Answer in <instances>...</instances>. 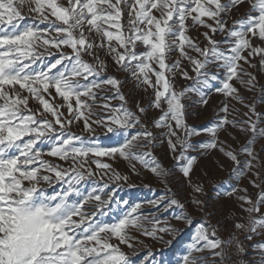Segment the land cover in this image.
<instances>
[{"label":"snow or ice","instance_id":"obj_1","mask_svg":"<svg viewBox=\"0 0 264 264\" xmlns=\"http://www.w3.org/2000/svg\"><path fill=\"white\" fill-rule=\"evenodd\" d=\"M246 4L248 12L229 23ZM257 64L264 73V0H0V264H131L121 245L139 242L133 232L170 245L164 235L181 229L142 208L178 209L172 219L190 224L184 198L169 187L123 208L129 202L114 199L119 182L128 181L114 167L121 159L131 172L138 162L165 185L179 176L187 202L207 217L175 264H264V85L250 71ZM130 79L143 93L131 106L122 92ZM177 79L193 85L178 89ZM213 90L224 97L215 124H190ZM30 99L38 101L35 109ZM79 122L92 135L72 133ZM94 126L122 142L102 146ZM240 136L245 143L238 147L228 142ZM212 155L229 172L221 183L232 186L210 203L193 176ZM97 174L107 181L93 179ZM56 185L60 190L50 192ZM113 203L119 211L107 223L101 217L114 212ZM221 228L227 239L218 236ZM254 236L260 239L246 259L244 241Z\"/></svg>","mask_w":264,"mask_h":264},{"label":"rangeland","instance_id":"obj_2","mask_svg":"<svg viewBox=\"0 0 264 264\" xmlns=\"http://www.w3.org/2000/svg\"><path fill=\"white\" fill-rule=\"evenodd\" d=\"M249 5H245L244 7L240 8L238 12H234V14L229 17V23L232 22L233 19L239 18L244 13L248 12ZM26 13V10H25ZM27 14V13H26ZM258 10H254L251 12V15L258 16ZM25 23H31V20L25 21ZM206 31V29L201 28V32ZM191 35L196 36L197 33L193 31ZM256 43L258 44L259 41L257 40ZM39 51H43V49H40ZM54 51V50H53ZM54 59V57L49 56L47 57L48 61H51ZM87 59V58H86ZM253 63L256 64L257 61L254 59ZM109 71L111 73H117L121 81L124 80L125 73L118 72L116 68H110ZM250 71L253 72L254 75H257V79L259 80V83L261 85H264V73H261L259 71V65L257 64L256 68L250 69ZM194 76L195 74L192 73ZM220 76V79L217 81H214L213 84L215 86H221V81L223 80V73H218ZM176 87L179 89L181 87H188L193 85L192 80H184V79H177L175 81ZM18 87V86H17ZM122 92L128 96L129 100V106H131V103L133 100L139 101L141 99V96L143 95L142 91L140 89H133V81L130 79L128 83L124 84L122 88ZM131 93V95H128ZM242 94L246 97H251L253 93H249L247 91L242 90ZM47 98V97H46ZM209 104L207 107L199 106L198 108L194 109L192 111V114L188 118V122L190 124H195L198 127H210L213 126L217 119V114L219 111V107L222 106L224 102V97L220 94H217L214 90L209 94ZM51 102V101H50ZM57 103H62L61 98H56ZM119 103L118 100H113L112 104L117 105ZM144 103H147V99L145 98ZM38 106V101L31 100L29 101V107L35 109ZM234 107L239 109L240 112H244L247 109L243 108L239 104H234ZM61 111L65 112L67 114L66 106L61 108ZM149 117L155 115V113L150 112ZM95 119V117H93ZM95 127V126H94ZM72 133L89 136L92 135L91 133L87 132L83 128V123H75L70 128ZM106 130L101 127H95V137L97 139V142L100 143L102 146L108 147V146H115L118 142H122V137L119 138V140L116 137H110L109 135H105ZM235 134V133H234ZM222 138H224L222 136ZM228 142L233 145V147H238L239 145L245 143V138L243 136L238 137L237 143H233L232 140L229 138ZM260 139L257 138L256 141V147L259 149L260 147ZM41 149L47 153L49 150V145H40ZM159 155L163 156V151L161 150ZM45 159L51 160L53 163L61 164L64 167H68V163L59 160V158L56 157H50L45 155ZM243 159V157H241ZM104 162L111 163V161L108 158H100ZM219 160L218 155H212L207 158H204L202 162L200 163V166L196 169V173L193 176L194 180H201L204 183V194L200 197L201 199H208L211 202H215L218 200L217 197V191H223L232 185L230 183L224 184L221 183L225 179L228 178L229 172L228 169L225 168L223 170H219L217 167V161ZM92 170L94 173H96V165L93 163L91 164ZM114 167L117 168L122 174L128 176V181L125 183L124 181H120V187H117L115 189V195L114 199L115 201H123L127 200L129 203L128 205H122L125 209H130L131 206H134L138 202L147 201V200H153L161 195H164L166 193L167 188H171L172 192L179 191L181 196L184 198V202L186 204V209L188 213H190L192 222L189 224L187 222H178L172 217L178 213V209H170L168 212H163L162 210L158 211L157 209L151 207L148 204H144L142 211L145 215L150 216H159L161 221L168 220L171 224L175 225L177 228L181 229L180 232L175 233L173 235H164V241L171 240L172 243L166 244L163 241L160 240H154L150 237L141 235L138 232H133L132 234L137 237V240L139 242L133 241V247H128L126 245H121L122 251L128 255L130 258L131 264H175L176 259L179 257L180 252L182 249H185L187 247V244L191 242V238L195 233V230L200 226L201 223H205L207 221V217L203 215L199 210H197L194 206H192L190 203L187 202V197L189 195V188L187 185H181V180L179 176H173L170 180V183L168 185H165L161 183V181L153 174L149 169L143 168L142 165H140L137 162V173L131 172V165L128 164L126 161L121 159L117 164L114 165ZM207 173V175H205ZM93 179L101 181V183L107 181L106 176H101L100 174H97L93 177ZM112 183V182H110ZM128 184L134 185L133 187H128ZM248 182L246 179L241 180V187L247 186ZM89 188L92 187V185L88 186ZM60 186L56 185L53 189H50L51 191H59ZM249 192L252 195L256 194V190L249 187ZM103 198H106L103 197ZM112 208L114 212L112 214H109L106 217H101L105 222L112 223L116 219L115 213L119 210L116 207V204L113 203ZM225 206L223 203H217L216 205V215L217 217H221L224 214ZM87 211H92L91 208L86 209ZM230 218V216H229ZM213 223H215V219H213ZM218 236L222 239L228 238V232L224 231L223 228H221V231L218 232ZM241 238H243L241 234ZM260 237H253V241H247L245 240V246L248 248L246 259H250L254 253L252 250V243L259 240ZM229 252L232 251L231 248L228 249ZM228 264H231L229 261Z\"/></svg>","mask_w":264,"mask_h":264}]
</instances>
